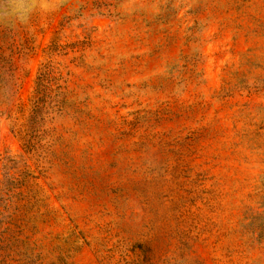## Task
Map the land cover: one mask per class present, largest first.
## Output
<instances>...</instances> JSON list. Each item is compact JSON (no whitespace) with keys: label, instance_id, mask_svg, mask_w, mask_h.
<instances>
[{"label":"rangeland","instance_id":"obj_1","mask_svg":"<svg viewBox=\"0 0 264 264\" xmlns=\"http://www.w3.org/2000/svg\"><path fill=\"white\" fill-rule=\"evenodd\" d=\"M0 25V264H264V0H44Z\"/></svg>","mask_w":264,"mask_h":264},{"label":"clouds","instance_id":"obj_2","mask_svg":"<svg viewBox=\"0 0 264 264\" xmlns=\"http://www.w3.org/2000/svg\"><path fill=\"white\" fill-rule=\"evenodd\" d=\"M50 10L44 0H0V25L10 30L26 26L34 14Z\"/></svg>","mask_w":264,"mask_h":264}]
</instances>
